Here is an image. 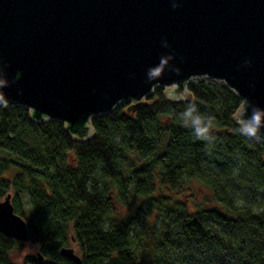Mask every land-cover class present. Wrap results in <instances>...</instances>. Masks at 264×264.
<instances>
[{
    "label": "trees",
    "instance_id": "1",
    "mask_svg": "<svg viewBox=\"0 0 264 264\" xmlns=\"http://www.w3.org/2000/svg\"><path fill=\"white\" fill-rule=\"evenodd\" d=\"M187 92L173 102L156 87L129 112L122 102L83 142L0 106V201L10 196L28 238L0 234V264L26 245L37 254L21 264H75L60 255L72 244L80 264H264V144L234 121L241 102L223 83ZM194 182L211 198H178Z\"/></svg>",
    "mask_w": 264,
    "mask_h": 264
},
{
    "label": "water",
    "instance_id": "2",
    "mask_svg": "<svg viewBox=\"0 0 264 264\" xmlns=\"http://www.w3.org/2000/svg\"><path fill=\"white\" fill-rule=\"evenodd\" d=\"M204 78L234 92V121L264 144V0H0V106L77 142L122 102L138 110L156 87L179 102ZM0 234L28 240L9 195ZM60 255L81 263L71 247Z\"/></svg>",
    "mask_w": 264,
    "mask_h": 264
},
{
    "label": "rangeland",
    "instance_id": "3",
    "mask_svg": "<svg viewBox=\"0 0 264 264\" xmlns=\"http://www.w3.org/2000/svg\"><path fill=\"white\" fill-rule=\"evenodd\" d=\"M183 96L185 97L186 95H183ZM12 172H13V169H10L9 172L5 173L2 177H4V178L8 177L9 174H11ZM179 194H180V196H178V198L185 199L186 202H192V203H195V204L204 203L206 200L211 198V196L207 192V190L204 189L197 182L191 183L190 185H187V187L182 188L181 191L179 192ZM21 200H22L23 208L28 210V206L26 204L27 198H26V196L24 194L21 196ZM133 203L139 204L138 201L134 202V199H131L130 205L133 206ZM156 214H157V212L152 210L151 211L150 220L152 222L156 221L157 225H159L160 218H157ZM70 247H72L74 249V251L76 252V254H77L75 246L72 244ZM36 254H37L36 251L32 247H30L29 245H26L22 249L21 252H17L13 256H14L15 262L17 264H21L23 262L24 258L27 255L35 256Z\"/></svg>",
    "mask_w": 264,
    "mask_h": 264
},
{
    "label": "bare ground",
    "instance_id": "4",
    "mask_svg": "<svg viewBox=\"0 0 264 264\" xmlns=\"http://www.w3.org/2000/svg\"><path fill=\"white\" fill-rule=\"evenodd\" d=\"M221 83V82H220ZM224 84V83H223ZM90 125H91V121H90ZM92 127V126H91ZM67 248V247H66ZM72 248V247H71ZM76 253V252H75Z\"/></svg>",
    "mask_w": 264,
    "mask_h": 264
}]
</instances>
